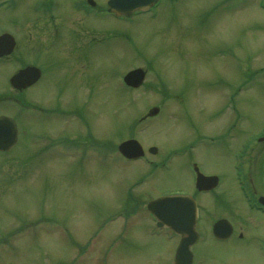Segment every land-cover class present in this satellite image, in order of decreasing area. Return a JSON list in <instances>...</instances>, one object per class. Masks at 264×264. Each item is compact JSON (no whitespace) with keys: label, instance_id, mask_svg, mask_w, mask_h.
I'll return each instance as SVG.
<instances>
[{"label":"rangeland","instance_id":"obj_1","mask_svg":"<svg viewBox=\"0 0 264 264\" xmlns=\"http://www.w3.org/2000/svg\"><path fill=\"white\" fill-rule=\"evenodd\" d=\"M40 1L15 0L10 7L15 15L0 8V31L11 29L10 19L32 16ZM260 1L159 0L151 13L130 19L96 15L89 67L85 55L79 57L76 79L70 74L66 79L55 51H39L35 38L29 37L35 30L13 29L17 48L14 60L0 59V94L12 91L7 77L18 68V59L25 58L43 72L26 91L28 100L44 110L76 108L83 118L23 111L0 102V112L15 115L21 128L17 144L0 152V264L173 262L180 237L167 228L155 231L146 204L195 192V164L221 182L219 191L200 196L205 214L201 221L211 225L215 214L225 210L236 218L233 212L240 204L247 209L232 163L233 153L249 137L264 134ZM54 42L62 50L61 40ZM140 65L147 70L150 88L129 89L115 81L119 73ZM58 82L67 90L60 98L55 94L63 92ZM155 105L160 108L156 116L139 119ZM62 130L71 138L92 135L96 154L94 149H88L89 156L64 149L67 158L56 146L42 151L32 143L36 134L55 137ZM126 138L140 142L141 159L119 154L117 146ZM259 144L264 149V141ZM258 149L245 157L246 168ZM254 166L258 174L260 166ZM215 193L224 198L221 208ZM198 258L199 264H264L252 245L242 243L224 250L207 248Z\"/></svg>","mask_w":264,"mask_h":264},{"label":"flooded vegetation","instance_id":"obj_2","mask_svg":"<svg viewBox=\"0 0 264 264\" xmlns=\"http://www.w3.org/2000/svg\"><path fill=\"white\" fill-rule=\"evenodd\" d=\"M15 0H10L9 8L13 6ZM98 10H104V7L98 6ZM12 9V8H11ZM94 8L89 6L88 0H41L40 3L35 5L32 9V16L29 15L28 18L24 17L23 21L10 19L11 29L2 28L4 31H9L14 33L13 29L23 28V27H31L35 30V34L30 35V38H35L40 48H51V51H55L54 58L55 60L60 61L61 64V72L66 75V79L69 78V74L73 79H76L79 75L78 64L79 57L85 55L87 69L89 67V59L92 56V42H93V26L91 24L93 17ZM9 12L10 9L8 10ZM12 12H14L12 10ZM16 12H14L15 15ZM6 29V30H5ZM2 30L0 32H2ZM52 30V33L50 32ZM31 31V30H30ZM29 31V32H30ZM49 33V34H46ZM16 34V33H14ZM46 34V35H45ZM45 35V37H44ZM64 36V37H63ZM70 38L74 39L73 43L70 42ZM56 40H61L60 47L62 50L57 51V43L54 42ZM83 40V41H82ZM16 49V48H15ZM89 56V58H88ZM13 55L8 58H12L14 60ZM20 63H25L24 59H18ZM43 76V72L41 74ZM80 87L83 89L85 85L82 81L77 82ZM57 87H60L63 92L55 93L58 98L62 96L64 90L61 82H58ZM87 86V85H86ZM30 87H26L21 90L13 89L8 94L2 96L0 95V102H13L16 101L22 110H27L30 106L35 107L28 100V95L26 91H28ZM86 107V105H85ZM39 112L53 115V116H63L66 117V114H72L78 116L80 114L77 113L76 108L66 109L64 110L62 105L54 106L51 109L44 110L42 107H35ZM83 109V105H82ZM1 113V112H0ZM231 128L235 129L234 126ZM227 133V131L225 132ZM236 133V132H235ZM231 136H236V134H232ZM264 134L256 135L255 137H249L244 143L241 145V150L233 153V167H234V155H240V162L235 166V176L236 182L238 181V175L242 173L244 175L245 184H246V197L244 196L241 188L239 187L240 193L244 198L246 204V210L243 208V204L238 205L240 209L235 208V212L233 214L236 216H231L228 211L225 210L223 214H215V217L207 224L204 221H201V218L205 217L204 214V203H200V196L207 195L210 193H214L215 191H219V187L221 185L220 179L218 181L217 186L209 190H197L194 192H187L194 198L196 207H197V219L195 222V229L198 233L196 240L192 245H190V249L192 251V264H199V261L196 260L199 255L206 251L207 248L213 247L216 250H224L226 246L232 244H245L252 245L255 248V251L261 255V262L264 263V233L260 234V230L264 229V155H258V151L262 153L264 151L263 146H260V142H263ZM255 146H258L259 149L257 151V155L254 157L253 162L250 166L245 167L246 160L245 157L248 153L255 152ZM244 157V158H243ZM257 162L258 160H260ZM255 163L257 166H260V171L256 174ZM242 166V169L240 168ZM243 166L245 168H243ZM215 200L219 207H222V203L224 202V198L219 195V193H215ZM229 198H231L230 194L225 192ZM232 199V198H231ZM205 199H203L204 201ZM232 206V205H231ZM225 207V206H224ZM219 211V210H218ZM238 218V219H237ZM205 219V218H203ZM219 219L228 220V227L220 226L218 231L220 232H228L227 235L215 236L212 233L213 224ZM201 221V223H200ZM204 222V223H202ZM200 223V224H199ZM230 227V229H229ZM255 230L257 233L252 234L251 232ZM169 231V228H168ZM179 237V236H178ZM206 238V239H205ZM198 247V248H196ZM196 248V249H195ZM198 251L196 252V250Z\"/></svg>","mask_w":264,"mask_h":264},{"label":"water","instance_id":"obj_3","mask_svg":"<svg viewBox=\"0 0 264 264\" xmlns=\"http://www.w3.org/2000/svg\"><path fill=\"white\" fill-rule=\"evenodd\" d=\"M155 0H108V9L118 13L129 15L135 8H146ZM13 37L8 33L0 35V56L10 53L13 48ZM39 70L35 66L20 69L10 78V82L18 88L31 84L39 77ZM144 72L139 69L133 70L124 76L126 83L137 86L143 79ZM158 108L150 109L149 114L157 113ZM17 130L13 119L0 116V150H7L16 141ZM119 151L128 158L138 157L142 149L137 140L128 139L118 145ZM216 176H205L197 171L196 186L209 188L216 184ZM150 210L159 220L160 225H170L178 233H187L181 238L176 249L174 262L169 264H190L191 252L189 245L194 241L196 232L193 229L195 204L191 197L183 195H167L148 202ZM218 221L214 225V233L220 227ZM222 225V224H221Z\"/></svg>","mask_w":264,"mask_h":264}]
</instances>
